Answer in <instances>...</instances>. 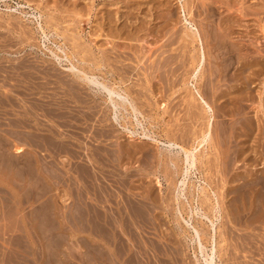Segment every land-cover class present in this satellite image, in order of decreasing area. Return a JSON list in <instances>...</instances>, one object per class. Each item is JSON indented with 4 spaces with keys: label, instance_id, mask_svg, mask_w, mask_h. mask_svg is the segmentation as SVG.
Instances as JSON below:
<instances>
[{
    "label": "rangeland",
    "instance_id": "obj_1",
    "mask_svg": "<svg viewBox=\"0 0 264 264\" xmlns=\"http://www.w3.org/2000/svg\"><path fill=\"white\" fill-rule=\"evenodd\" d=\"M93 1L94 3L90 4L91 0H85V1L80 0L78 4L77 0H0V137L2 141H6L11 144V148H12L11 152L16 156L19 166L22 165L23 163H25L26 165L27 171H26L25 178L27 182H26L25 191L27 193L29 189H32V193H33L32 197H30L28 193L27 195L29 197H23V200L28 202L26 203V205L28 207L30 206V209L31 208L35 209L36 206H39L41 204L43 205L45 201H47L48 205L50 204L52 206L51 208H49V209H52L50 211V214H51L50 217L52 218L50 223L51 222L56 223L55 228H57V235H58V238L61 240V245L59 247H50V251L56 250L57 248H59L58 249L59 253L57 252L58 253L57 259L60 261L59 264H93L94 263L93 262L94 256H93V251H92L93 249H92V245L90 246V244L91 243L93 245L97 244L95 242H97L96 239L98 237L94 235L95 234L94 232L96 231L93 232V227L92 228L90 227L93 224L90 223L89 221H88L89 223H85V221L87 220L86 219L87 217L88 218L90 217V214H91V217H90L91 219L93 217H97L96 215H99V213L96 211L97 210L96 208L98 209L100 208V210L103 212L106 211V209L111 210L112 223L115 225L131 222V221L134 222L133 220L137 219L135 220L136 221L135 223H137L138 225L133 224L135 225L134 227H132L133 225L131 226V228L130 226H128L129 227L128 229L127 227L122 225L124 229L126 228L125 233L127 235L125 233L123 234L124 229L121 228L122 226L118 225L122 229L121 230L119 229L118 226L116 227L115 225H113V227L115 226L114 228H117L116 232H118V234L122 233V235L121 234L120 235L122 236V239H123L122 240V243H124L123 245L119 243L120 245L117 246L118 242L116 240L114 243H117V244H114L115 245L114 247V245L111 246L110 244L109 245L106 244L104 240L99 241L97 239L99 243L97 245L99 246L100 244L105 245V248H104V245L100 248L102 249L104 253H106L109 256V258L111 259L110 261H112V264H113L112 259H114V261L116 260L114 264H118V263L127 264L126 262L121 263V261H123L122 257L123 259L127 260V258H125L124 256H127L128 253L126 249L127 248L129 249L130 247L132 250L131 249L130 251L128 250L129 251L128 256L135 255L134 258L137 259L135 261L138 264L139 263L140 264H151V262L152 264H163V263L164 264H196V263L203 264L205 255H207L208 253H211L210 251L212 248L211 246H213L212 242L210 241L206 243L204 241V244H205L204 252L206 253L204 254L200 253L195 243L192 244V242L190 241L191 237L188 234H190L191 232L187 234L188 231L186 232L184 228H188V226L186 227V222H185L187 221L190 224V228H191V225H195L199 230L202 229V226L200 225L198 221L199 216L197 217V215H194L193 217L190 214V212L187 213L186 211L187 210L191 211L195 207L199 208L200 204L197 203L196 201L198 197L197 195L199 194L197 191L201 189V187H204V186L209 187L210 185L209 187L210 189L208 188L209 192L211 191V189L214 188L212 191L216 190V194L220 198L219 199L220 201L219 202L220 203L219 219L221 220H219L216 223L218 231L215 236L216 237L215 238L216 239V253H217L215 254L216 255L215 264H239V263L240 264H264V200H263V196H264V36H263L264 35V19H262L264 18V2H263L264 0H261V1L260 0H204L205 2L202 0L201 1L199 0V2L198 0H188V1L186 0L187 2L186 4L187 17L186 18H188L190 22L191 21L193 22V23L191 22L192 25L194 24L193 28L196 27V25L197 27H199L198 30H199V33L201 34V37L206 36L204 39L207 43L203 41L204 39L202 37V41L203 43H205L204 45L203 44L201 45L198 43L197 44L192 43L191 40L187 41L186 39H191L189 36H185L187 38L183 39L184 37L182 36L184 35V32L189 33L190 31H188V28L190 30V27L192 26L185 24V20H184L185 16L182 11L181 0H152V1L149 0V2L150 1L152 2V4L151 2L149 3L150 5H148V0L147 1L144 0L145 2L141 0H130V1L121 0V1H125V2H122L123 4L119 3L120 0L119 1L115 0L116 2L112 0H107L108 2L106 0L105 1L104 0H93ZM197 3L198 4L202 3L203 7H201V5H198L199 6L198 7ZM122 5L124 6V8L121 10L120 8L123 7ZM141 5L143 7H141ZM144 5L147 6L148 10L146 9ZM115 8L119 11H115ZM134 9L137 10V12ZM106 10L109 11V14H111L112 16L109 15ZM112 11L114 13H112ZM131 11L132 13L130 15ZM133 11H134V14H133ZM189 11H190V14H189ZM118 12L119 13L121 12V13L118 14ZM126 12H129L127 13L128 17L127 15L122 14ZM99 16H101V18ZM120 16L121 17L123 16V18L120 20L121 22L118 21V19H120L119 18ZM112 17H116V18L118 17V19L115 20L116 18L115 19L113 18L112 20ZM95 18H100V19H98L97 21V19ZM124 18L125 19L128 18L132 21L128 22L126 20L125 22L126 23L128 22L126 25L125 22H122L123 20H125ZM99 20L103 22L99 24L98 23ZM134 20H135V23H134ZM110 21L112 22L117 21V24L115 23L117 27L115 25L113 26V23H112L113 27L109 26L111 24ZM131 22L136 25L138 24L137 26L135 25L137 28L134 27V25H132ZM96 23H98L97 24L98 27L96 26ZM119 23H122V24H119ZM129 23L134 28L131 27ZM99 25L101 26L99 27ZM123 25H126V26H123ZM143 25H144V28H143ZM38 26L40 27L42 26L41 27L42 29H40V27ZM122 26L124 27V29H128L130 27L129 29L131 31L129 29L127 31H129L131 34L130 35L128 32L129 36H131L130 37L131 40H128L127 31L123 30ZM106 27L108 29H106ZM111 27L114 29H112ZM109 29L113 30L115 34L112 33V31L110 32ZM230 29L232 30L233 35H231V37L229 38L228 35L232 34ZM119 30H122L121 32L123 34L120 32L122 35L116 33ZM143 30L146 31L148 34L144 32ZM103 31L105 33H103ZM201 31L204 33H202ZM133 32H139V33H134V37H133L132 36ZM229 32L231 33L229 34ZM110 33H112L113 36ZM157 33H158V36H157ZM162 33L166 35L163 36ZM72 34H74L76 37L78 36V38L75 37L77 40L73 39L74 36H72ZM124 34L127 37L123 36ZM99 35L100 36L103 35V36L100 37ZM167 35L168 36L170 35V36L168 37ZM122 36L126 39L122 38ZM165 36H167L168 38H166ZM171 36L172 38L170 41ZM111 37H113L114 39ZM118 37H121V38H118ZM212 38L213 39L215 38L216 40L215 39L213 40ZM217 38L219 40H217ZM132 39H134L135 41ZM165 39L168 41L169 44L166 43L167 41H165ZM75 41L77 43V47L79 46L78 48L76 47V45L75 47H73L74 46L73 43H75ZM112 41H113V44L111 43ZM115 42H117V44ZM118 42L119 43L124 42V43H121L120 45ZM187 42L188 43L190 42L189 45H187L188 44ZM232 43L238 44L237 46L240 47V49L236 46V44L231 45ZM122 45H124L125 47L123 49L122 48L120 49V46L123 47ZM184 45H186L188 49L185 48ZM132 46H134L133 47L134 49L132 48ZM202 46H205L203 47L205 48L204 49L205 57L207 55L206 59L204 60L202 73H201L204 76L201 75L200 78L203 77L202 79L199 78L198 81L193 80L192 83L196 85V89L199 88L198 90L199 91L201 90L200 92L203 94V96L205 97V100L209 103V105L210 106L212 105L211 106L212 108L214 107L213 108V119H214L213 121L214 122L212 125L213 127L211 129L212 131L211 133L212 141L211 142L212 143L209 142L208 144L209 147L204 146L200 148V146H198V149H200L198 153L200 155L197 154L198 162L196 163V167L193 170H191L189 174L190 176L187 175L185 177L186 179L185 190L186 191L190 190L191 192L194 190V193H195L194 195L195 197H193L194 200L192 199V196L189 194L190 192L188 193L186 192L187 193L186 195L180 196L179 202H177L178 203L177 204L176 202H174L172 198H174L173 196L175 195V193L180 192V190L178 191L177 190L178 187L175 188L173 186H175L174 183L176 184V181L179 182L181 178L183 179V176H180V177L176 176V179H174L176 181L171 182L173 178L172 180H169V178L173 177L172 173L174 171V166L171 163L164 160V158L166 157V156H162V155H166L164 146L158 145L157 143L153 141L151 142V140L149 139H140V136H142V134L146 132L149 135L152 134L151 136L157 138L158 140L162 142H166L167 140H169L170 137H171L170 139L173 138V134L174 136L177 135L176 137H180V134L182 132L181 130H183V128L185 127L186 129L184 128V130H187V131H190L192 129L191 132H188V133H191L194 135L193 136L191 135L190 137L192 138L191 139L189 138V140H187L186 142L187 146H185L186 143L183 142L185 145L182 143V140L181 141L179 140V142L182 143V145H184L185 147H191V146L195 147V145L198 144L197 140L194 141L193 139L195 135H197V133L199 134L201 128L203 129L205 128V125H206L205 118L206 117L204 116L203 112L201 113L202 109L199 112L198 108L193 104L192 98L190 99V96H189L191 94V93L189 94V92H192V91H188V90L191 86V81H190L191 79L189 78L190 74L193 71V69L198 65L196 64L198 62L197 60L198 54L196 53H198L197 52L198 49H200V47ZM195 48L197 49V51ZM115 49L116 51L120 49L119 50L120 52L117 51L120 54L127 52L128 55L127 53H125L124 56L126 55V57L123 56V58H119L117 57V55L120 57H122V55H119L117 53L114 54L116 52ZM163 49L164 51H162ZM185 49L188 51H185ZM192 49H194V51ZM90 50H92L91 54L90 52H88ZM133 50L136 51V53H138L137 55L138 58L135 57V53H133L134 52ZM64 51L66 55H64ZM103 51H106V52H103ZM109 51H111L112 53H110ZM166 51H168L170 55L172 56L169 59L171 61L167 62V59L165 60L166 56L169 55V53ZM107 53L109 54L106 55ZM110 54L112 55L111 56V61L113 60L112 64H110L111 61L108 58L110 57ZM133 54L135 58L133 57ZM182 54L183 56L185 55V59L182 56V59H184L185 61L182 60L180 57ZM191 54H193V56ZM67 55H68V59L65 57ZM104 55H105V58H104ZM187 55L189 56L186 58ZM190 55L192 57L191 59H190ZM101 56L103 59H101ZM114 56H116L117 58ZM85 57L86 58L89 57V58L86 59ZM92 57H94L95 61L92 59ZM95 57L96 59L98 58V60H96ZM139 57H140V60H138ZM193 57H195V61ZM82 58L85 60V62L82 60ZM106 58L107 60H109L108 65H107L108 61L105 60ZM112 58H115L116 60ZM126 58H128L129 60H126ZM188 58L190 60L193 59L192 60L193 62H191V64ZM90 59L93 60V62L90 61ZM178 59L179 60L181 59L182 61L180 60V62L182 63L184 61L183 65H181L182 63H180ZM104 60L105 62L107 61L105 64H104ZM118 61H120L121 63H119ZM172 61L173 62L177 61V62L173 63ZM89 62L91 64H89ZM97 62L100 65H102L101 69H97L96 67ZM115 62L117 65L115 64ZM70 64L71 66L74 65L78 69L80 66L82 68L80 69L82 71L87 72L89 75L94 74V76H97V74L99 73L100 75L98 74L97 76L98 79H99V76L100 78L103 77L102 79H100L101 82L103 81L105 82V84H107L108 86H112V87L115 84L114 87H116L118 91L122 87L120 90V93H122L121 91H123L122 94H125V93L126 95L129 94L130 95V96L128 95L129 99L133 97L135 101L133 100V98L130 100L134 101L133 102L134 104L137 99V102L135 105L138 106L139 104L138 111H140L141 109L140 114L138 115L139 116L138 121L140 122L136 123L137 120L135 119V117L133 118V116L129 115V113L126 112V114L128 115L127 116L124 113L125 111L123 110H121L123 112L119 111L120 113H118V116L120 115L122 117L123 115L124 118L123 117L122 118L125 120H123L120 116L118 117V120H115L113 118L114 111H113L112 105L106 101L104 92L102 93L100 91H96L95 89H90L88 86H85L87 84L84 82H81L82 79L78 78V76H76L75 73L69 69L71 68ZM84 64L86 65V67L88 65V69L85 67L88 71L85 68H83V66H85ZM121 64L123 65L124 68L121 67L122 66ZM163 64L165 67H162ZM89 65L91 66V68ZM186 66H190V67H186ZM129 67L131 68L129 69ZM175 67L178 69V71ZM95 69L98 72H96ZM90 70L93 72L91 73ZM124 70L128 73H126ZM100 71L103 73H100ZM115 71L117 72L115 73ZM120 74L121 75L123 74V76H121ZM126 77L129 78V81L127 80L128 78ZM120 78L121 80H119ZM188 80H189V86L187 85ZM75 81L76 83L72 85V83ZM120 81H122L121 82L122 84H120ZM62 83H64L65 85ZM126 86L128 90L126 89ZM80 88L82 89L81 91H80ZM44 89H47V90H44ZM124 89H126L125 91H130V92L127 93L124 91ZM190 90H193L192 87L190 88ZM78 91L80 93H78ZM75 93H76V96H75ZM80 95H81V99H80ZM87 95L88 97L89 96L91 97L88 98ZM84 97H87L88 103L90 102L89 104L86 102L87 100ZM233 97H235V101ZM79 100H81L82 102ZM188 100L190 102L192 101V103L190 104ZM104 102H106L107 106L109 107H107ZM186 106L188 107V109H186L187 108ZM100 109L102 111H100ZM77 110L80 112H78ZM193 113L195 115H192ZM86 115H88L90 119ZM197 115L198 117L199 115L202 117L198 118ZM197 119H199L202 122H199V120ZM64 120L67 122H65ZM129 120L131 121V123H129L130 122ZM102 127H106V129ZM112 127L114 128L112 129ZM128 129L129 131H127ZM144 129H146V131ZM174 130L177 131L176 132L177 134L175 133ZM39 132H40V135H39ZM131 132L132 134H130ZM168 136L169 138H167ZM213 139L215 140V142ZM217 144L219 147L217 146ZM43 145L44 146L46 145V146L44 147ZM207 147L208 149H205ZM20 149L22 151H20ZM201 150L204 152V153L202 152L203 155H201L202 154ZM59 151L61 154L59 153ZM218 153H220L221 155ZM199 156L200 158H202L201 159L202 161L199 160ZM216 156H219V157L216 158ZM159 157L161 159H159ZM210 158L211 160H209ZM59 160H61L62 162ZM104 160L106 161V163L104 162ZM108 160L109 162H107ZM162 160L165 163L164 165H163ZM214 161L215 162L217 161V163H215ZM110 162H113L112 165H114V163H116L115 165H118V166L121 163V165L119 167L115 166L114 169H111L114 166L113 167L112 165L109 166L108 164H111ZM212 162H214L215 164ZM80 165H83V167ZM214 165L216 167H213ZM45 166H48V168L51 167L50 169H47L48 174H47V170ZM102 166H106V167H102ZM107 166L109 167L107 168ZM164 166H167V167L165 168ZM29 167L33 168V173L29 170L30 169ZM42 167L45 170V172H43L44 170L42 169ZM77 167L78 168L80 167V168L78 169ZM127 168L128 170H126ZM53 169H55V171L58 170L57 173L59 175L61 174L63 178L62 182L64 180L63 185H62L61 180H59V177L56 179V177L54 176L55 172ZM63 169H64V172H63ZM35 170L37 171L38 174L35 172ZM97 170H98V173L95 172ZM52 173L54 175H52ZM75 173L77 176L75 175ZM63 175H65V177H63ZM86 175H88L89 179L86 178L87 177ZM115 175L117 176V178L115 177ZM7 176L8 175H3V174L0 175L1 178L3 177L6 178ZM50 176L52 177L50 178ZM76 177L79 178L80 180L77 179ZM108 177H111V178H108ZM10 179H11L10 182L12 184L16 182L13 174L10 175ZM10 182L8 183L4 182L3 187L6 185V188L8 186L12 188V186L10 185ZM91 182L93 183L91 184ZM251 182H254V183H251ZM256 182L260 183L259 184L260 186L258 184H256L255 186ZM172 183H173V186L171 185ZM247 183H250V184H247ZM30 184H32V187L30 186ZM81 184H83L82 185L83 188L81 187ZM64 185L66 188L64 187ZM251 186L253 187L251 188ZM171 190H174V191H171ZM64 192H66L67 194ZM83 194L84 195L86 194V195L84 196ZM62 195L64 199L61 198ZM70 195L72 197H70ZM107 198L109 199L107 200ZM14 199L16 200V197H14ZM14 199L11 201H15ZM168 199H171V200H168ZM126 200H128L129 202H127ZM189 200L191 202H188ZM133 201L135 202L137 201L136 202L137 204L135 202L133 203ZM170 201L171 203L173 202L174 203L171 204ZM126 202L128 203V207H127ZM186 202L190 204V208ZM235 202L237 204V207H235L236 206ZM255 202L256 203L258 202V203L256 204ZM131 203H132V206L133 204L135 205V207L133 206L134 209L130 205ZM182 203L187 205V206L185 205L186 207L183 206L186 211L183 210L182 212L180 211L178 212V210H182L181 209L183 205ZM259 203L260 204L262 203L263 205L261 206ZM74 204L77 209L79 208L78 210H76L75 207L73 209L71 208L72 206H74ZM142 204H145V206ZM139 205H141L144 208L142 207L140 208ZM177 205L180 207L179 209L177 208L178 207ZM251 205H253L252 208H251ZM256 205H258V207ZM146 206L147 208H149L150 206V208L147 209L145 208ZM130 207L132 210L130 209ZM152 207L155 208V211ZM232 207L234 210H232ZM113 208H115L116 210ZM121 208H123L122 211H124L123 212L125 213L124 215L121 214V212H119L121 211ZM237 208H240L239 209L240 211ZM80 209H82L84 213L87 212V214L81 215V211H79ZM151 209L152 211H150ZM175 209H178V210L176 211ZM27 210L29 211V209ZM144 210H147V212ZM236 210L238 211V213ZM60 211H63V212H60ZM65 211L66 212L68 211L69 214H67L68 212L66 213ZM94 211L96 214L94 213ZM128 211L132 213L131 215L133 217L128 214ZM83 212L82 214H84ZM112 212L114 215L112 214ZM117 212L119 213V215H116L118 214ZM133 212L135 214H137L138 212V214L136 215L137 218H134L135 214ZM139 212H140V215H139ZM144 212H145L144 216L145 217L148 216L146 218L147 219L146 222H145L146 219L142 218L144 217L143 216ZM149 212L151 213L153 212L154 214H150ZM240 213L241 215L240 217H238ZM71 214L73 217L71 216ZM74 214H77V216ZM126 214H128L127 217H126ZM138 215L141 218L138 217ZM178 216L179 218H181L180 220ZM235 216H237L239 219L235 218ZM244 216H247V217H245L243 220ZM36 218L39 219V215L34 214V213L29 214V213H7L6 212V213L0 214V264H42L41 263L42 261L39 262L37 259L39 257L38 252L40 250V244H39L40 230H39V224H38L39 221L36 220ZM157 218H158V221L156 220ZM84 219L86 220L83 221ZM148 219L150 221L154 219L152 220V222L156 220L154 222L155 225L154 223L150 222L154 226L151 225ZM78 221H81L83 225L80 222H79L80 224L77 223ZM202 221L204 223L203 225L204 229H208V227L211 228V223L208 220L204 219ZM68 222L69 223L72 222V223L68 225L69 224ZM159 222L161 224H159ZM144 223L146 224L148 223L149 226L145 225ZM246 223L247 224L249 223V225H246ZM156 225L158 226L160 225L159 226L160 228ZM20 227H25L27 231L26 233L28 234L26 237L29 241L30 246L28 245V246H23V247H18V246L16 247L14 245L7 243V242L14 241L17 236H20L23 234L22 228ZM155 227L157 228L155 229ZM135 228L138 229V232ZM30 229H32V235L29 234ZM134 230L137 232L136 236H135ZM128 231L129 232L132 231L130 232V235L128 234L129 233ZM228 233H230V235ZM133 237H135V239H133ZM131 238L134 240V242L133 240L131 241ZM82 241L84 243L86 242V244L82 243ZM121 246L123 248V253L125 255L123 254L121 259H118L119 260L118 261L117 258L119 256L118 255L119 253L117 249ZM133 251L134 253L132 254ZM167 252L169 253L166 255ZM116 253L117 255H115ZM220 253H221V256H220ZM19 255H21V259H18ZM144 256L147 257V259L144 258ZM105 258L107 257L105 256ZM105 258H102L100 260L101 261L100 264L109 263V261L107 260L108 258L106 259L108 263L105 261ZM152 258H153V261H152ZM102 261H105L106 263L105 262L103 263ZM48 264H58V263L56 261H51L49 259Z\"/></svg>",
    "mask_w": 264,
    "mask_h": 264
},
{
    "label": "bare ground",
    "instance_id": "obj_2",
    "mask_svg": "<svg viewBox=\"0 0 264 264\" xmlns=\"http://www.w3.org/2000/svg\"><path fill=\"white\" fill-rule=\"evenodd\" d=\"M83 1H85V0H83ZM105 1V0H104ZM107 1V0H106ZM112 1H114V2H116L115 0H112ZM119 1V0H118ZM121 1V0H120ZM119 1V3L121 4L122 2H125V1H121L120 2ZM128 1V0H127ZM130 1V0H129ZM141 1H144V0H141ZM147 1V0H146ZM152 1V0H151ZM150 1V2H151ZM188 1V0H187ZM201 1V0H200ZM202 1H204V0H202ZM261 1V0H260ZM77 2H78V4H79V2H80V0L78 1L77 0ZM108 2V1H107ZM111 2V1H110ZM140 2V1H139ZM145 2V1H144ZM149 0H148V5H150L149 3ZM181 4H182V11H183V13H184V20H185V24L186 25H191L192 27H190V30H189V28H188V31H190L189 33L188 32H184V35L182 36V37H184L183 39H186L187 37H185V36H189L191 39H186L187 41L189 40H191V42L192 43H198V44H205V43H203V41H205V37H203V41H202V37H201V34L199 33V27H197V25H196V27H194L193 28V25H192V23L188 20V18H186L187 17V7H186V4H187V2H186V0H181ZM194 2V1H193ZM198 2H199V0H198ZM205 2V1H204ZM216 2V1H215ZM264 2V1H263ZM94 3V1L93 0H91V3L90 4H93ZM129 3V2H128ZM133 3V2H132ZM157 3V2H156ZM195 3V2H194ZM203 3V2H202ZM198 4L197 3V6L198 5H201V7H203L202 5L204 4ZM260 3V2H259ZM89 4V3H88ZM87 4V5H88ZM118 4V3H117ZM123 4V3H122ZM151 4H152V2H151ZM189 4V3H188ZM208 4V3H207ZM257 4V3H256ZM111 5H113V4H111ZM140 5V4H139ZM147 5V4H146ZM146 5H144L145 7H146V9H147V6ZM162 5V4H161ZM206 5V4H205ZM113 6H115V5H113ZM123 6V5H122ZM136 6V5H135ZM166 6V5H165ZM213 6V5H212ZM86 7V6H85ZM126 7V6H125ZM141 7H143L142 5H141ZM151 7V6H150ZM199 7V6H198ZM74 8H75V6H74ZM116 8H118V7H116ZM115 8V11H119V10H117ZM120 8V7H119ZM124 8V6L122 7V8H120L121 10ZM137 8H139V7H137ZM209 8V7H208ZM237 8V7H236ZM246 8V7H245ZM260 8V7H259ZM92 9H93V7H92ZM113 9V8H112ZM152 9V8H151ZM156 9V8H155ZM201 9V8H200ZM250 9V8H249ZM261 9V8H260ZM105 10V9H104ZM120 10V11H121ZM135 10V9H134ZM148 10V9H147ZM166 10V9H165ZM107 11V10H106ZM127 11V10H126ZM136 12H137V10H135ZM203 11V10H202ZM88 12V11H87ZM125 12V11H124ZM98 13H99V11H98ZM107 13L109 14V11H107ZM112 13H114L113 11H112ZM121 13V12H120ZM119 12H118V14H120ZM127 13H129V12H126V13H122V14H125V15H127V17H128V14ZM131 13H132V11L130 12V15H131ZM204 13V12H203ZM103 14V13H102ZM107 14V15H108ZM133 14H134V11H133ZM189 14H190V11H189ZM213 14V13H212ZM105 15V14H104ZM109 15H111V14H109ZM115 15V14H114ZM137 15V14H136ZM80 16V15H79ZM112 16V15H111ZM118 16V15H117ZM100 18H101V16H99ZM109 17V16H108ZM133 17V16H132ZM166 17V16H165ZM212 17V16H211ZM100 18H95V19H97V21H98V19H100ZM107 18V17H106ZM110 18V17H109ZM113 18L115 19L116 17H112V20H113ZM120 19H118V17L115 19V20H117L118 19V21H120L122 18H123V16L121 17H119ZM135 18H137V17H135ZM134 18V19H135ZM172 18V17H171ZM104 19V18H103ZM111 19V18H110ZM109 19V20H110ZM125 19V18H124ZM130 19H131V17H130ZM130 19H128V18H126L125 20H123L122 22H125L126 20L129 22V21H132V20H130ZM192 19V18H191ZM205 19V18H204ZM262 19H264V18H262ZM106 20V19H105ZM104 20V21H105ZM114 20V21H115ZM138 20V19H137ZM239 20V19H238ZM96 21V22H97ZM152 21V20H151ZM77 22V21H76ZM103 22V21H102ZM101 22V20H99V24L100 23H102ZM121 22V21H120ZM127 22V23H128ZM138 22V21H137ZM155 22V21H154ZM216 22V21H215ZM49 23V22H48ZM98 23H96V26H97V24ZM104 23H106V22H104ZM110 25L109 26H112V23H113V26L115 25L116 26V24H117V21L116 22H112V21H110ZM116 23V24H115ZM126 23V22H125ZM124 23V24H125ZM127 23H126V25H127ZM132 23V22H131ZM134 23H135V20H134ZM134 23H132V25H134V27H136L137 25L136 24H134ZM206 23V22H205ZM212 23V22H211ZM51 24V23H50ZM119 24H122V23H119ZM147 24V23H146ZM181 24V23H180ZM204 24V23H203ZM213 24V23H212ZM107 25H108V23H107ZM126 25H123V26H126ZM129 25L131 26V24L129 23ZM136 25V26H135ZM148 25V24H147ZM101 25H99V27H100ZM105 26H106V24H105ZM109 26H108V28H109ZM112 26V27H113ZM119 26V25H118ZM122 26V27H123ZM38 27H40V26H38ZM42 27V26H41ZM40 27V29H42ZM98 27V26H97ZM111 27V28H112ZM117 27V26H116ZM115 27V28H116ZM121 27V26H120ZM131 27H133V26H131ZM133 27V28H134ZM186 27V26H185ZM103 28H105V27H103ZM107 27H106V29H108ZM127 28H128V26H127ZM130 28V27H129ZM128 28V29H129ZM137 28V27H136ZM143 28H144V25H143ZM168 28V27H167ZM200 28H202V27H200ZM233 28V27H232ZM112 29H114V28H112ZM118 29V28H117ZM128 29H124V27H123V30H128ZM74 30V29H73ZM78 30V29H77ZM103 30V29H102ZM110 30V29H109ZM130 30V29H129ZM135 30V29H134ZM177 30V29H176ZM186 30H187V28H186ZM203 30V29H202ZM231 30V29H230ZM263 30V29H262ZM112 31V33H114L115 34V32H113V30H110V32ZM115 31V30H114ZM117 31V30H116ZM122 30H119L118 32H116L117 34H121L122 32H121ZM131 31V30H130ZM132 31H133V29H132ZM136 31V30H135ZM139 31V30H138ZM144 31V30H143ZM173 31V30H172ZM95 32V31H94ZM121 32V33H120ZM125 32V31H124ZM128 32L129 31H127V35H128V37L124 34L123 36H125V37H127L128 38V40H131L130 39V37L131 36H129V34H130V32H129V34H128ZM144 32H146V31H144ZM168 32H169V30H168ZM174 32V31H173ZM202 32V31H201ZM216 32V31H215ZM226 32V31H225ZM231 32H232V30H231ZM231 32H229V34L231 33ZM59 33V32H58ZM103 33H105L104 31H103ZM112 33H110L112 36H113V34ZM132 33V32H131ZM134 33H139V32H133V34H132V36L134 37ZM142 33V32H141ZM147 33V32H146ZM155 33V32H154ZM202 33H204V32H202ZM238 33H240V32H238ZM108 34H109V32H108ZM123 34V33H122ZM121 34V35H122ZM148 34V33H147ZM163 34V33H162ZM170 34V33H169ZM186 34V35H185ZM217 34V33H216ZM225 34V33H224ZM131 35V34H130ZM138 35V34H137ZM136 35V36H137ZM143 35H144V33H143ZM156 35V34H155ZM164 35H166V34H163V36ZM227 35V34H226ZM231 35H233V32H232V34H230V35H228L229 36V38L231 37ZM72 36H74L73 37V39H75V40H77L76 38H78V36L76 37L74 34H72ZM100 36V35H99ZM98 36V37H99ZM103 36V35H102ZM102 36H100V37H102ZM109 36V35H108ZM115 36V35H114ZM116 36H118V35H116ZM122 36V38H124ZM135 36V37H136ZM151 36V35H150ZM157 36H158V33H157ZM162 36V37H163ZM168 36V35H167ZM167 36H165L166 38H168ZM213 36V35H212ZM264 36V35H263ZM76 37V38H75ZM164 37V38H165ZM181 37V38H182ZM188 37V38H189ZM209 37V36H208ZM215 37V36H214ZM218 37V36H217ZM31 38V37H30ZM44 38H46V37H44ZM80 38V37H79ZM111 38H113V37H111ZM118 38H121V37H118ZM117 38V39H118ZM171 38H172V36L170 37V41H171ZM219 38V37H218ZM217 38V40H219ZM242 38V37H241ZM82 39V38H81ZM114 39V38H113ZM124 39H126V38H124ZM176 39V38H175ZM213 39V38H212ZM215 39V38H214ZM213 39V40H214ZM226 39V38H225ZM80 40V39H79ZM121 40V39H120ZM123 40V39H122ZM132 40H134V39H132ZM169 40V39H168ZM208 40V39H207ZM216 40V39H215ZM230 40V39H229ZM135 41V40H134ZM165 41H167L166 39H165ZM132 42V41H131ZM178 42V41H177ZM183 42H185V41H183ZM206 42V41H205ZM214 42H216V41H214ZM225 42V41H224ZM227 42V41H226ZM75 43H76V41H75ZM75 43H73V47H75V45H76V47H77V43L75 44ZM112 44H113V41L111 42ZM116 44H117V42H115ZM114 43V44H115ZM119 43V42H118ZM121 43H124V42H120L119 44L121 45ZM166 43H168V41L166 42ZM165 43V44H166ZM188 43V42H187ZM190 43V42H189ZM189 43L187 44V45H189ZM207 43V42H206ZM210 43V42H209ZM221 43V42H220ZM223 43V42H222ZM164 44V43H163ZM169 44V43H168ZM219 44V43H218ZM227 44V43H226ZM233 44H236V43H232L231 45H233ZM125 45V44H124ZM124 45H122L123 47H121L120 46V49L122 48H124L125 46ZM138 45V44H137ZM207 45V44H206ZM225 45V44H224ZM238 44H236V46H237ZM258 45V44H257ZM98 46V45H97ZM115 46V45H114ZM113 46V47H114ZM128 46V45H127ZM126 46V47H127ZM169 46V45H168ZM185 46V48H187L188 49V47H186V45H184ZM195 46V45H194ZM197 46V45H196ZM212 46V45H211ZM227 46V45H226ZM79 47V46H78ZM77 47V48H78ZM116 47V46H115ZM114 47V48H115ZM134 46H132V48H133ZM192 47H193V45H192ZM203 47H205V46H202V47H200V49H198V51H197V47L195 48L196 49V51L198 52V53H196V54H198V62L196 63V64H198L194 69H193V71L191 72V74H190V81H191V86H190V88L192 87V89L193 90H190V88H189V90L188 91H192V92H189V96H190V99L192 98V101H193V104L198 108V110H199V112L201 111V109H202V111H201V113L203 112V114H204V116L206 117L205 118V128L203 129V128H201V130H200V132H199V134L197 133V135H195V137H194V141H196L197 140V143L198 144H196L195 145V147H193V146H191V147H185V146H187V140H189V138L191 139L192 137H190L191 135L193 136L194 134H191V133H188V132H191V130L190 131H187V130H184V128H183V130H181L182 132H181V134H180V137H176L177 135H175L174 136V134H173V138L172 139H170L169 138V136L167 137V138H169V140H167L166 142H162V141H160V140H158L157 138H155V137H153V136H151V135H149V134H147L146 132H144L143 134H142V136H140V139H149V140H151V142L153 141V142H155V143H157L158 145H163L164 146V150H165V153H166V155H162V156H166L165 158H164V160L165 161H167V162H169V163H171L173 166H174V171H173V173H172V176L173 177H170L169 178V180H172V178H173V180L171 181V182H175L176 180H174V179H176V176L178 177H180V176H183V179L181 178V180L178 182V181H176V184L174 183V185L175 186H173V183L171 184L173 187H175V188H177L178 187V191L180 190V192H177V193H175V195L173 196L174 198H172L173 200H174V202H179V198H180V196L182 195V196H184V195H186L188 192H190L189 194L192 196V199L194 200V198L193 197H195L194 195H195V193H194V190L191 192L190 190H188V191H186L185 190V187H186V179H185V177L187 176V175H189L190 174V172H191V170H193L195 167H196V163L198 162V160H197V154H199L198 152L200 151V149H198V146H200V148H202V147H204V146H208V144H209V142L210 143H212L211 141V133H212V131H211V129H212V125H213V108L209 105V103L205 100V97L203 96V94L198 90L199 88H197L196 89V85H194V83H192V81L193 80H196V81H198V79L201 77V75H203V74H201L202 73V68H203V63H204V60L206 59V57H207V55H206V57H205V53H204V49L205 48H203ZM213 47V46H212ZM222 47V46H221ZM225 47V46H224ZM223 47V48H224ZM238 47V46H237ZM114 48H112V49H114ZM118 48H119V46H118ZM218 48V47H217ZM230 48V47H229ZM236 48V47H235ZM239 49H240V47H238ZM62 49V48H61ZM120 49H118L117 51H119ZM134 49V48H133ZM168 49H170V48H168ZM237 49V48H236ZM242 49V48H241ZM111 50V49H110ZM136 50V49H135ZM165 50H167V49H165ZM182 50H183V48H182ZM193 51H194V49H192ZM219 50V49H218ZM87 51V50H86ZM91 51L92 50H90V51H88V52H90V54H91ZM107 51V50H106ZM106 51H103V52H106ZM115 51H116V49H115ZM115 52L114 54H119V55H122V57H120V56H118L117 55V57H119V58H123V56H124V54L125 53H127V52H125V51H123V52H125V53H123V52H121V53H123V54H120V53H118V52ZM134 51V50H133ZM132 51V52H133ZM162 51H164V49L162 50ZM185 51H188V50H186L185 49ZM191 51V50H190ZM213 51V50H212ZM84 52V51H83ZM102 52V53H103ZM110 53H112L111 51H109ZM120 52V51H119ZM152 52V51H151ZM166 52H168V51H166ZM181 52V51H180ZM55 53V52H54ZM130 53V52H129ZM133 53H135V57H137L138 58V53H136V51H134ZM163 53V52H162ZM165 53V52H164ZM169 53V52H168ZM167 53V54H168ZM187 53V52H186ZM227 53V52H226ZM225 53V54H226ZM232 53V52H231ZM234 53V52H233ZM81 54V53H80ZM89 54V55H90ZM109 53H107L106 55H108ZM146 54V53H145ZM161 54V53H160ZM181 54V53H180ZM183 54H185V53H183ZM183 54L180 56L181 57V59H182V56H183ZM188 54V53H187ZM194 54V53H193ZM193 54H191L192 56H193ZM64 55H66L65 54V51H64ZM102 55V54H101ZM127 55H128V53H127ZM164 55V54H163ZM162 55V56H163ZM191 55H190V59L192 58L191 57ZM222 55V54H221ZM232 55V54H231ZM239 55H240V53H239ZM248 55H250V54H248ZM83 56V55H82ZM86 56V55H85ZM88 56V55H87ZM95 56V55H94ZM111 54H110V57H108L109 59H110V61H111ZM131 56V55H130ZM189 55H187L186 56V58L188 57ZM194 56H196V55H194ZM61 57H62V55H61ZM61 57H60V59H61ZM67 59H68V55L67 56H65ZM74 57V56H73ZM90 57V56H89ZM88 57V58H89ZM114 57H116V56H114ZM116 57V58H117ZM124 57H126V55L124 56ZM133 57H134V54H133ZM134 57V58H135ZM149 57V56H148ZM151 57V56H150ZM172 56L170 55V53H169V55H167L166 56V58H165V60L167 59V62L168 61H171V60H169L170 58H171ZM174 57V56H173ZM184 57V59H185V55L183 56ZM228 57V56H227ZM235 57V56H234ZM80 58V57H79ZM86 58V57H85ZM88 58H86V59H88ZM104 58H105V55H104ZM130 58V57H129ZM132 58V57H131ZM142 58V57H141ZM175 58V57H174ZM173 58V59H174ZM179 58V57H178ZM197 58V57H196ZM231 58H232V56H231ZM261 58V57H260ZM92 59L94 60V57H92ZM95 59H96V57H95ZM101 59H103L102 58V56H101ZM112 59H115V58H112ZM148 59V58H147ZM180 59V60H181ZM184 59H182V60H184ZM189 59V58H188ZM189 59V60H190ZM193 59H194V61H195V57H193ZM192 59V60H193ZM240 59V58H239ZM70 60V59H69ZM82 60L85 62V60L82 58ZM81 60V61H82ZM93 60H91L90 59V61H92L93 62ZM96 60H98V58L96 59ZM105 60H107V58L105 59ZM105 60H104V64L107 62V65H108V63H109V60H107L106 62H105ZM116 60V59H115ZM121 60V59H120ZM125 60V59H124ZM126 60H129L128 58H126ZM125 60V61H126ZM136 60V59H135ZM138 60H140V57H139V59ZM164 60V61H165ZM176 60H177V58H176ZM180 60L178 59V61L180 62ZM181 60V61H182ZM187 60V59H186ZM192 60H190V64H191V62H193ZM260 60V59H259ZM71 61V60H70ZM88 61V60H87ZM95 61V60H94ZM113 61V60H112ZM112 61H111V63L110 64H112ZM141 61H142V59H141ZM161 61H162V59H161ZM185 61V60H184ZM184 61H183V63H184ZM218 61V60H217ZM224 61H226V60H224ZM64 62V61H63ZM72 62V61H71ZM119 63H121L120 61H118ZM124 62V61H123ZM135 62H137V61H135ZM140 62V61H139ZM173 62V61H172ZM175 62H177V61H174L173 63H175ZM187 62V61H186ZM228 62V61H227ZM239 62V61H238ZM246 62H248V61H246ZM60 63H62V62H60ZM81 63V62H80ZM88 63V62H87ZM95 63V62H94ZM114 63V62H113ZM165 63V62H164ZM180 63H182V62H180ZM183 63L181 64V65H183ZM189 63V62H188ZM195 63V62H194ZM71 64H73V63H71ZM71 64H70V66H71ZM83 64V63H82ZM89 64H91L90 62H89ZM102 64H103V62H102ZM115 64H116V62H115ZM126 64V63H125ZM154 64V63H153ZM158 64H160V63H158ZM186 64V63H185ZM185 64H184V66H185ZM242 64V63H241ZM246 64V63H245ZM85 65V64H84ZM117 65V64H116ZM115 65V66H116ZM122 65V64H121ZM166 65V64H165ZM188 65V64H187ZM193 65H195V64H193ZM69 66V67H70ZM90 66V65H89ZM101 66L102 65H100L98 62L96 63V67H97V69H101ZM127 66V65H126ZM130 66V65H129ZM158 66H160V65H158ZM157 66V67H158ZM167 66V65H166ZM169 66H171V65H169ZM168 66V67H169ZM191 66V65H190ZM190 66H186V67H190ZM86 67V65L85 66H83V68H85ZM104 67V66H103ZM111 67V66H110ZM118 67V66H117ZM117 67H116V69H117ZM122 68H124L123 67V65L121 66ZM141 67V66H140ZM162 67H165L164 66V64H163V66ZM186 67H185V69H186ZM206 67V66H205ZM260 67V66H259ZM81 67L79 66V69L78 68H76L74 65H72L71 66V68H69L70 70H72L74 73H75V75L76 76H78V78H80V79H82V81L81 82H84V83H86L87 85H85V86H88L90 89H95L96 91H100V92H104V95H105V97H106V101L108 102V103H110L111 105H112V108H113V111H114V116H113V118L115 119V120H118V117L120 116H118V113H120V112H123V111H125L124 113L126 114V112H128L129 113V115H131V116H133V118L135 117V119L137 120V122L136 121H134V122H136V123H138V122H140V121H138V115L140 114V111H141V109H140V111H138V106H139V104H138V106L137 105H135L136 104V102H137V99H136V102H135V104L133 103L135 100H134V98H133V100L134 101H131L130 99H132V98H128L130 95L129 94H127L126 95V93L125 94H122L123 93V91H121L122 93H120V90H121V88H120V90L118 91L117 90V88L116 87H114L115 86V84H114V86L112 87V86H108L107 84H105V82H101L100 81V79H102V78H100V76H99V79H98V74H97V76H94V74L93 75H89L87 72H85V71H82L81 69H80ZM87 69H88V65H87V67H86ZM85 68V69H86ZM90 68H91V66H90ZM93 68V67H92ZM95 68V67H94ZM105 68V67H104ZM113 68H114V66H113ZM112 68V69H113ZM120 68V67H119ZM121 68V69H122ZM131 67H129V69H130ZM156 68V67H155ZM161 68V67H160ZM159 68V69H160ZM176 68V67H175ZM216 68V67H215ZM86 69V70H87ZM121 69H119V70H121ZM177 69V68H176ZM191 69V70H192ZM258 69V68H257ZM96 70V69H95ZM108 70H109V68H108ZM114 70V69H113ZM132 70V69H131ZM136 70V69H135ZM245 70V69H244ZM88 71V70H87ZM91 71V70H90ZM125 71V70H124ZM129 71V70H128ZM159 71V70H158ZM177 71H178V69H177ZM204 71V70H203ZM215 71V70H214ZM93 71H91V73H92ZM95 72V71H94ZM96 72H98L97 70H96ZM107 72V71H106ZM117 71H115V73H116ZM126 72V71H125ZM172 72V71H171ZM100 73H103V72H101L100 71ZM112 73H113V71H112ZM126 73H128V72H126ZM130 73V72H129ZM180 73V72H179ZM96 74V73H95ZM151 74V73H150ZM164 74V73H163ZM100 75V74H99ZM102 75V74H101ZM106 75V74H105ZM111 75V74H110ZM116 75V74H115ZM118 75V74H117ZM121 75V74H120ZM153 75V74H152ZM172 75V74H171ZM179 75V74H178ZM189 75V74H188ZM75 76V77H76ZM112 76V75H111ZM121 76H123V74L121 75ZM120 76V77H121ZM139 76V75H138ZM184 76V75H183ZM204 76V75H203ZM113 77V76H112ZM115 77V76H114ZM119 77V76H118ZM224 77V76H223ZM77 78V79H78ZM106 78V77H105ZM126 78H128V77H126ZM152 78V77H151ZM203 78V77H202ZM202 78H200V79H202ZM148 79H149V77H148ZM211 79V78H210ZM209 79V80H210ZM250 79V78H249ZM253 79V78H252ZM105 80V79H104ZM115 80V79H114ZM119 80H121V78L119 79ZM123 80V79H122ZM128 81H129V78L127 79ZM189 80H188V84L187 83H185V84H187L188 86H189ZM107 81V80H106ZM181 81V80H180ZM66 82H68V81H66ZM80 82V83H81ZM108 82V81H107ZM106 82V83H107ZM122 81H120V84H122L121 83ZM243 82H244V80H243ZM24 83V82H23ZM74 83H76V81L75 82H73L72 83V85L74 84ZM78 83H79V81H78ZM78 83H77V85H78ZM168 83V82H167ZM176 83V82H175ZM50 84V83H49ZM62 84H64V83H62ZM70 84H71V82H70ZM69 84V85H70ZM119 84V85H120ZM124 84H125V82H124ZM177 84V83H176ZM246 84H248V83H246ZM65 85V84H64ZM63 85V86H64ZM68 85V86H69ZM81 85V84H80ZM84 85V84H83ZM134 85V84H133ZM145 85V84H144ZM175 85V84H174ZM183 85V84H182ZM198 85V84H197ZM200 85V84H199ZM45 86V85H44ZM66 86H67V84H66ZM85 86H83V87H85ZM137 86V85H136ZM141 86V85H140ZM139 86V87H140ZM247 86V85H246ZM46 87V86H45ZM45 87H43V88H45ZM74 87V86H73ZM83 87H82V89H83ZM117 87H119V86H117ZM143 87V86H142ZM185 87V86H184ZM58 88V87H57ZM71 88V87H70ZM132 88V87H131ZM149 88V87H148ZM165 88V87H164ZM213 88H215V87H213ZM217 88V87H216ZM30 89V88H29ZM28 89V90H29ZM33 89V88H32ZM36 89V88H35ZM37 89H39V88H37ZM50 89V88H49ZM74 89V88H73ZM72 89V90H73ZM76 89V88H75ZM81 88H80V91L82 90ZM126 89H127V86H126ZM126 89H124V91L126 90ZM147 89V88H146ZM154 89V88H153ZM204 89V88H203ZM41 90V89H40ZM44 90H47V89H44ZM66 90V89H65ZM128 90V89H127ZM130 90V89H129ZM141 90V89H140ZM181 90V89H180ZM205 90V89H204ZM215 90V89H214ZM36 91V90H35ZM38 91V90H37ZM85 91H86V89H85ZM148 91V90H147ZM169 91V90H168ZM177 91V90H176ZM241 91V90H240ZM92 92V91H91ZM94 92V91H93ZM125 92H130V91H125ZM137 92V91H136ZM180 92V91H179ZM229 92V91H228ZM263 92V91H262ZM47 93V92H46ZM78 93H80L79 91H78ZM88 93V92H87ZM90 93V92H89ZM96 93V92H95ZM94 93V94H95ZM188 93V92H187ZM245 93V92H244ZM261 93V92H260ZM54 94V93H53ZM57 94V93H56ZM82 94V93H81ZM139 94V93H138ZM180 94V93H179ZM129 95V96H128ZM159 95V94H158ZM54 96V95H53ZM75 96H76V93H75ZM75 96H73V97H75ZM100 96H101V94H100ZM147 96V95H146ZM170 96V95H169ZM228 96V95H227ZM87 97H88V95H87ZM87 97H84L86 100H87ZM89 97H91V96H89ZM88 97V98H89ZM144 97V96H143ZM158 97V96H157ZM162 97V96H161ZM240 97V96H239ZM250 97V96H249ZM56 98V97H55ZM77 98V97H76ZM78 98H79V96H78ZM77 98V99H78ZM83 98V97H82ZM225 98V97H224ZM234 98V101H235V97H233ZM50 99V98H49ZM80 99H81V95H80ZM105 99V98H104ZM148 99V98H147ZM182 99V98H181ZM184 99V98H183ZM188 99H189V97H188ZM230 99V98H229ZM60 100V99H59ZM67 100V99H66ZM82 100H84V99H82ZM90 100V99H89ZM143 100V99H142ZM174 100V99H173ZM226 100V99H225ZM254 100V99H253ZM256 100V99H255ZM79 101H81V100H79ZM91 101V100H90ZM150 101V100H149ZM189 101V100H188ZM192 101L190 102V104L192 103ZM82 102V101H81ZM85 102V101H84ZM87 103H88V100L86 101ZM263 102V101H262ZM90 103V102H89ZM88 103V104H89ZM95 103V102H94ZM98 103V102H97ZM105 103V105L107 106V104H106V102H104ZM199 103V104H198ZM218 103V102H217ZM228 103H229V101H228ZM254 103V102H253ZM51 104H52V102H51ZM66 104V103H65ZM68 104V103H67ZM79 104V103H78ZM109 104V105H110ZM171 104H172V102H171ZM239 104V103H238ZM43 105V104H42ZM49 105V104H48ZM154 105H155V103H154ZM185 105V104H184ZM60 106V105H59ZM68 106H70V105H68ZM97 106V105H96ZM100 106V105H99ZM105 106V107H106ZM167 106V105H166ZM181 106V105H180ZM187 106H188V104H187ZM186 106V107H187ZM192 106V105H191ZM54 107V106H53ZM104 107V106H103ZM107 107H109V106H107ZM143 107V106H142ZM169 107V106H168ZM202 107V108H201ZM67 108H69V107H67ZM82 108V107H81ZM84 108V107H83ZM92 108V107H91ZM140 108V107H139ZM148 108V107H147ZM64 109H66V108H64ZM72 109V108H71ZM93 109V108H92ZM101 109H102V107H101ZM100 109V111H102ZM107 109V108H106ZM144 109V108H143ZM142 109V110H143ZM149 109V108H148ZM154 109V108H153ZM163 109V108H162ZM186 109H188V107L186 108ZM191 109V108H190ZM192 109H194V108H192ZM97 110V109H96ZM108 110V109H107ZM112 110V109H111ZM121 110H123V111H121ZM60 111V110H59ZM78 111V110H77ZM120 111V112H119ZM57 112H58V110H57ZM69 112H70V110H69ZM68 112V113H69ZM78 112H80V111H78ZM93 112H95V111H93ZM92 112V113H93ZM98 112V111H97ZM111 112V111H110ZM143 112V111H142ZM189 112V111H188ZM187 112V113H188ZM52 113V112H51ZM62 113H63V111H62ZM61 113V114H62ZM109 113V112H108ZM218 113V112H217ZM87 114H88V112H87ZM102 114V113H101ZM110 114V113H109ZM123 114V113H122ZM121 114V115H122ZM125 114H124V116H125ZM84 115V114H83ZM92 115H94V114H92ZM108 115V114H107ZM127 115V114H126ZM190 115V114H189ZM192 115H195L194 113L192 114ZM191 115V116H192ZM202 115V114H201ZM235 115V114H234ZM52 116V115H51ZM60 116V115H59ZM62 116V115H61ZM87 117H89L88 115H86ZM96 116V115H95ZM102 116V115H101ZM101 116H100V118H101ZM128 116V115H127ZM141 116V115H140ZM144 116V115H143ZM203 116V117H204ZM215 116V115H214ZM236 116V115H235ZM98 117V116H97ZM107 117V116H106ZM110 117V116H109ZM121 117V116H120ZM122 117H123V115H122ZM121 117V118H122ZM197 117H198V115H197ZM199 117L201 118L202 116H200L199 115ZM198 117V118H199ZM56 118H58V117H56ZM99 118V119H100ZM124 118V117H123ZM122 118V119H123ZM129 118V117H128ZM142 118V117H141ZM144 118V117H143ZM182 118H183V116H182ZM187 118H188V116H187ZM191 118V117H190ZM89 119H90V117H89ZM88 119V120H89ZM92 119V118H91ZM107 119V118H106ZM120 119V118H119ZM130 119V118H129ZM152 119V118H151ZM186 119V118H185ZM195 119V118H194ZM203 119V118H202ZM77 120V119H76ZM87 120V119H86ZM103 120V119H102ZM109 120V119H108ZM123 120H125V119H123ZM131 120V119H130ZM129 120V121H130ZM141 120V119H140ZM197 120H199V119H197ZM18 121V120H17ZM65 121V120H64ZM79 121V120H78ZM77 121V122H78ZM93 121V120H92ZM195 121V120H194ZM65 122H67V121H65ZM80 122V121H79ZM84 122V121H83ZM95 122V121H94ZM98 122H100V121H98ZM114 122V121H113ZM116 122V121H115ZM123 122V121H122ZM133 122V121H132ZM187 122V121H186ZM199 122H202V121H200L199 120ZM204 122V121H203ZM127 123V122H126ZM129 123H131V121L129 122ZM176 123V122H175ZM180 123V122H179ZM184 123V122H183ZM250 123H251V121H250ZM33 124V123H32ZM40 124V123H39ZM42 124V123H41ZM88 124V123H87ZM128 124V123H127ZM154 124V123H153ZM199 124V123H198ZM202 124V123H201ZM110 125H112V124H110ZM136 125V124H135ZM179 125V124H178ZM184 125V124H183ZM243 125V124H242ZM36 126V125H35ZM34 126V127H35ZM49 126V125H48ZM53 126V125H52ZM91 126V125H90ZM108 126V125H107ZM124 126V125H123ZM123 126H122V128H123ZM141 126V125H140ZM176 126V125H175ZM201 126V125H200ZM202 126H204V125H202ZM50 127V126H49ZM61 127V126H60ZM243 127V126H242ZM259 127V126H258ZM48 128V127H47ZM102 128H105L106 129V127H102ZM114 127H112V129H113ZM125 128V127H124ZM135 128V127H134ZM178 128V127H177ZM181 128H182V126H181ZM198 128V127H197ZM233 128V127H232ZM38 129V128H37ZM67 129V128H66ZM100 129V128H99ZM126 129H127V127H126ZM143 129V128H142ZM186 129V128H185ZM188 129V128H187ZM78 130V129H77ZM145 131H146V129H144ZM197 130V129H196ZM49 131V130H48ZM89 131V130H88ZM98 131V130H97ZM114 131H116V130H114ZM113 131V132H114ZM127 131H129V129L127 130ZM175 131V130H174ZM199 131V130H198ZM216 131V130H215ZM246 131V130H245ZM247 131H249V130H247ZM45 132H47V131H45ZM59 132V131H58ZM136 132V131H135ZM177 131H175V133H176ZM194 132V131H193ZM192 132V133H193ZM54 133H56V132H54ZM93 133V132H92ZM115 133V132H114ZM142 133V132H141ZM251 133V132H250ZM44 134V133H43ZM61 134V133H60ZM73 134V133H72ZM97 134V133H96ZM130 134H132V132L130 133ZM177 134V133H176ZM255 134V133H254ZM35 135V134H34ZM39 135H40V132H39ZM46 135H47V133H46ZM49 135H50V133H49ZM57 135V134H56ZM59 135V134H58ZM113 135V134H112ZM29 136V135H28ZM232 136V135H231ZM32 137V136H31ZM41 137H42V135H41ZM112 137V136H111ZM116 137V136H115ZM136 137V136H135ZM214 137V136H213ZM24 138V137H23ZM30 138V137H29ZM44 138V137H43ZM42 138V139H43ZM114 138V137H113ZM37 139V138H36ZM86 139V138H85ZM98 139V138H97ZM65 140V139H64ZM77 140V139H76ZM78 140H80V139H78ZM109 140V139H108ZM179 140L181 141L182 140V143L184 142V143H186V145L184 146V145H182V143H180L179 142ZM192 140V141H193ZM214 140V139H213ZM1 141V140H0ZM32 141H33V139H32ZM36 141V140H35ZM45 141H47V140H45ZM58 141H60V140H58ZM191 141V140H190ZM3 142V141H2ZM18 142V141H17ZM21 142V141H20ZM30 142V141H29ZM44 142V141H43ZM49 142H51V141H49ZM82 142V141H81ZM214 142H215V140H214ZM1 143V142H0ZM4 143V142H3ZM3 143H1V144H3ZM41 143V142H40ZM47 143V142H46ZM70 143V142H69ZM13 144V143H12ZM23 144V143H22ZM55 144V143H54ZM57 144V143H56ZM88 144V143H87ZM111 144V143H110ZM194 144V143H193ZM68 145V144H67ZM108 145V144H107ZM120 145H121V143H120ZM32 146V145H31ZM44 146V145H43ZM46 146V145H45ZM44 146V147H45ZM59 146H61V145H59ZM73 146V145H72ZM71 146V147H72ZM80 146V145H79ZM82 146V145H81ZM104 146V145H103ZM146 146V145H145ZM217 146H218V144H217ZM41 147V146H40ZM55 147V146H54ZM63 147H64V145H63ZM69 147V146H68ZM76 147V146H75ZM95 147V146H94ZM111 147V146H110ZM209 147V146H208ZM208 147L207 148H205V149H208ZM219 147V146H218ZM243 147V146H242ZM84 148V147H83ZM91 148V147H90ZM112 148V147H111ZM111 148H109V149H111ZM143 148V147H142ZM215 148H216V146H215ZM233 148V147H232ZM59 149V148H58ZM61 149V148H60ZM77 149V148H76ZM85 149V148H84ZM116 149V148H115ZM117 149H118V147H117ZM119 149H121V148H119ZM144 149V148H143ZM150 149V148H149ZM235 149V148H234ZM46 150V149H45ZM65 150H67V149H65ZM102 150V149H101ZM217 150V149H216ZM19 151V150H18ZM20 151H22L21 149H20ZM19 151V152H20ZM50 151V150H49ZM56 151V150H55ZM99 151V150H98ZM111 151V150H110ZM130 151V150H129ZM161 151V150H160ZM58 152V151H57ZM73 152V151H72ZM104 152V151H103ZM114 152V151H113ZM121 152V151H120ZM150 152V151H149ZM203 151L201 150V153H202ZM211 152V151H210ZM215 152V151H214ZM221 152V151H220ZM59 153H60V151H59ZM118 153V152H117ZM123 153V152H122ZM165 153H163V154H165ZM204 153V152H203ZM203 153L201 154V155H203ZM208 153V152H207ZM217 153V152H216ZM61 154V153H60ZM86 154V153H85ZM88 154V153H87ZM111 154H113V153H111ZM158 154V153H157ZM210 154V153H209ZM218 154H220V153H218ZM245 154V153H244ZM56 155V154H55ZM93 155V154H92ZM100 155H101V153H100ZM104 155V154H103ZM116 155V154H115ZM120 155V154H119ZM118 155V156H119ZM123 155V154H122ZM125 155V154H124ZM200 155V154H199ZM213 155V154H212ZM215 155V154H214ZM217 155V154H216ZM221 155V154H220ZM54 156V155H53ZM68 156V155H67ZM66 156V157H67ZM81 156V155H80ZM113 156V155H112ZM117 156V155H116ZM121 156V155H120ZM127 156V155H126ZM128 156H129V154H128ZM160 156V155H159ZM236 156V155H235ZM62 157V156H61ZM89 157V156H88ZM87 157V158H88ZM134 157V156H133ZM219 156H216V158H218ZM222 157V156H221ZM226 157V156H225ZM256 157V156H255ZM58 158H59V156H58ZM79 158V157H78ZM104 158V157H103ZM119 158V157H118ZM127 158V157H126ZM129 158V157H128ZM64 159H66V158H64ZM71 159V158H70ZM92 159V158H91ZM108 159V158H107ZM110 159V158H109ZM159 159H161L160 157H159ZM202 158H200V156H199V160H201ZM215 159V158H214ZM236 159V158H235ZM79 160V159H78ZM101 160H102V158H101ZM101 160H99V161H101ZM114 160V159H113ZM209 160H211V158L209 159ZM216 160H218V159H216ZM220 160V159H219ZM48 161V160H47ZM59 161H61V160H59ZM91 161V160H90ZM93 161V160H92ZM119 161V160H118ZM117 161V162H118ZM129 161V160H128ZM138 161V160H137ZM161 161V160H160ZM202 161V160H201ZM235 161V160H234ZM31 162V161H30ZM62 162V161H61ZM94 162V161H93ZM98 162V161H97ZM101 162H103V161H101ZM104 162L106 163V161L104 160ZM107 162H109V160L107 161ZM121 162H123V161H121ZM125 162V161H124ZM162 162H163V160H162ZM206 162H208V161H206ZM211 162V161H210ZM215 162V161H214ZM214 162H212V163H214ZM222 162V161H221ZM89 163V162H88ZM111 164H108L109 166L110 165H112V163L113 162H110ZM130 163V162H129ZM168 163V164H169ZM202 163V162H201ZM215 163H217V161L215 162ZM214 163V164H215ZM47 164V163H46ZM70 164V163H69ZM81 164V163H80ZM83 164V163H82ZM85 164V163H84ZM116 163H114V165H112V167L113 168H111V169H114L115 168V166H118V165H115ZM158 164V163H157ZM165 163L163 162V165H164ZM167 164V165H168ZM170 164V165H171ZM204 164V163H203ZM221 164V163H220ZM219 164V165H220ZM226 164V163H225ZM56 165V164H55ZM95 165V164H94ZM103 165V164H102ZM121 165V163L119 164V166ZM123 165V164H122ZM218 165V164H217ZM62 166H63V164H62ZM80 166H82L83 167V165H80ZM109 166H107V168L109 167ZM118 166V167H119ZM160 166V165H159ZM200 166V165H199ZM221 166V165H220ZM53 167V166H52ZM81 167V168H82ZM89 167V166H88ZM91 167V166H90ZM102 167H106V166H102ZM122 167V166H121ZM130 167V166H129ZM165 168L167 167V166H164ZM208 167V166H207ZM213 167H216L215 165L213 166ZM233 167V166H232ZM45 168H46V170L47 169H50L51 167H49L48 168V166H45ZM54 168H56V167H54ZM58 168V167H57ZM78 168V167H77ZM80 168V167H79ZM78 168V169H79ZM235 168V167H234ZM42 169H43V167H42ZM83 169V168H82ZM89 169V168H88ZM139 169V168H138ZM137 169V170H138ZM141 169V168H140ZM143 169V168H142ZM33 170V169H32ZM44 170V169H43ZM54 170V172H55V175L52 173V175H54L55 177H56V179L59 177V180H61V182H62V176H61V174L59 175L58 173H57V171H55V169H53ZM70 170V169H69ZM85 170V169H84ZM91 170V169H90ZM107 170V169H106ZM118 170V169H117ZM121 170V169H120ZM126 170H128V168L126 169ZM168 170H170V169H168ZM206 170V169H205ZM221 170V169H220ZM232 170V169H231ZM27 171V170H26ZM71 171V170H70ZM80 171V170H79ZM86 171V170H85ZM88 171V170H87ZM108 171V170H107ZM113 171V170H112ZM116 171V170H115ZM119 171V170H118ZM141 171V170H140ZM218 171V170H217ZM234 171V170H233ZM43 172H45V170L43 171ZM62 172V171H61ZM63 172H64V169H63ZM78 172V171H77ZM76 172V173H77ZM81 172V171H80ZM82 172H83V170H82ZM95 172H97L98 173V170L97 171H95ZM102 172V171H101ZM122 172V171H121ZM68 173V172H67ZM72 173V172H71ZM76 173H75V175H76ZM85 173V172H84ZM87 173V172H86ZM94 173V172H93ZM125 173V172H124ZM151 173V172H150ZM171 173V172H170ZM219 173H220V171H219ZM47 174H48V170H47ZM88 174H89V172H88ZM91 174V173H90ZM100 174V173H99ZM118 174V173H117ZM119 174H120V172H119ZM127 174V173H126ZM231 174V173H230ZM50 175V174H49ZM68 175V174H67ZM66 175V176H67ZM73 175V174H72ZM71 175V176H72ZM114 175V174H113ZM156 175V174H155ZM171 175V174H170ZM203 175V174H202ZM77 176V175H76ZM87 177V179H89L88 178V175H86ZM145 176V175H144ZM153 176V175H152ZM190 176V175H189ZM36 177V176H35ZM44 177V176H43ZM52 176H50V178H51ZM54 177V178H55ZM63 177H65V175H63ZM83 177V176H82ZM96 177V176H95ZM94 177V178H95ZM107 177V176H106ZM115 177L117 178V176L115 175ZM146 177V176H145ZM75 178V177H74ZM77 178V177H76ZM93 178V179H94ZM108 178H111V177H108ZM114 178V177H113ZM125 178V177H124ZM124 178H123V180H124ZM53 179V178H52ZM55 179V180H56ZM73 179V178H72ZM77 179H79V178H77ZM84 179H85V177H84ZM83 179V180H84ZM51 180V179H50ZM76 180V179H75ZM80 180V179H79ZM100 180V179H99ZM108 180H110V179H108ZM115 180V179H114ZM117 180V179H116ZM120 180V179H119ZM188 180V179H187ZM224 180V179H223ZM237 180V179H236ZM82 181V180H81ZM122 181V180H121ZM206 181V180H205ZM234 181V180H233ZM59 182V181H58ZM60 182V183H61ZM63 182H64V180H63ZM63 182H62V185H63ZM69 182V181H68ZM71 182H72V180H71ZM109 182V181H108ZM159 182V181H158ZM157 182V183H158ZM46 183V182H45ZM75 183V182H74ZM93 182H91V184H92ZM97 183V182H96ZM115 183V182H114ZM122 183V182H121ZM125 183V182H124ZM179 183V184H178ZM188 183V182H187ZM251 183H254V182H251ZM48 184V183H47ZM65 184V183H64ZM99 184V183H98ZM108 184V183H107ZM160 184V183H159ZM170 184V183H169ZM210 184V183H209ZM247 184H250V183H247ZM256 184H260V183H255V186H256ZM44 185V184H43ZM51 185H52V183H51ZM56 185H57V183H56ZM60 185V184H59ZM68 185V184H67ZM73 185V184H72ZM82 185L83 184H81V187H82ZM117 185V184H116ZM179 185V186H178ZM193 185V184H192ZM207 185V184H206ZM252 185V184H251ZM262 185V184H261ZM96 186V185H95ZM188 186V185H187ZM203 186V185H202ZM249 186V185H248ZM253 186H254V184H253ZM253 186H251V188L253 187ZM260 186V185H259ZM41 187V186H40ZM48 187V186H47ZM64 187H65V185H64ZM72 187V186H71ZM209 187H210V185H209ZM209 187H201V189H199L197 192L199 193L197 196V203H199L200 205H199V208H197V207H195V208H193L191 211H186L185 209H184V207H186L187 205L186 204H184V203H182L183 205H182V207H181V209L182 210H178L180 207L178 206H176L178 209H175L176 211L178 210V212L180 211V212H182L183 210L184 211H186L187 213L188 212H190V214L194 217V215H197V217L199 216V219H198V221H199V223H200V225L202 226V229H198L195 225H191V228H190V224L187 222V221H185L186 222V227L188 226V228H184V230L187 232V234L189 233V232H191L190 234H188V235H190V241L192 242V244L193 243H195V245L197 246V248H198V250L200 251V253H206V252H204V247H205V244H204V241L206 242V243H208V242H212V245L213 246H211L212 248H211V253H208L207 255H205V257H204V262H203V264H215V254H217L216 253V233H217V222L219 221V220H221V219H219V217H220V201H219V197H218V195L216 194V190L215 191H212L213 189H211V191L209 192ZM61 188V187H60ZM66 188V187H65ZM80 188V187H79ZM83 188V187H82ZM96 188V187H95ZM172 188V187H171ZM182 188V189H181ZM209 188V189H208ZM45 189V188H44ZM43 189V190H44ZM99 189V188H98ZM173 189V188H172ZM187 189V188H186ZM190 189V188H189ZM195 189V188H194ZM198 189V188H197ZM258 189V188H257ZM51 190H52V188H51ZM69 190V189H68ZM77 190V189H76ZM85 190V189H84ZM142 190V189H141ZM176 190V191H177ZM58 191V190H57ZM105 191V190H104ZM111 191V190H110ZM131 191H132V189H131ZM171 191H174V190H171ZM170 191V192H171ZM227 191V190H226ZM259 191V190H258ZM44 192V191H43ZM75 192V191H74ZM78 192H80V191H78ZM185 192V193H184ZM187 192V193H186ZM233 192V191H232ZM234 192H235V190H234ZM64 193H66V192H64ZM63 193V194H64ZM71 193V192H70ZM98 193V192H97ZM102 193V192H101ZM192 193V194H191ZM67 194V193H66ZM89 194V193H88ZM111 194V193H110ZM47 195V194H46ZM68 195H69V193H68ZM84 195V194H83ZM86 195V194H85ZM84 195V196H85ZM173 195V194H172ZM252 195V194H251ZM56 196V195H55ZM57 196H58V194H57ZM254 196V195H253ZM66 197V196H65ZM70 197H72L71 195H70ZM73 197H75V196H73ZM87 197V196H86ZM90 197H92V196H90ZM96 197H98V196H96ZM49 198V197H48ZM61 198H63V195H62V197ZM112 198V197H111ZM121 198V197H120ZM130 198V197H129ZM135 198V197H134ZM133 198V199H134ZM188 198V197H187ZM260 198V197H259ZM258 198V199H259ZM261 198H262V196H261ZM260 198V199H261ZM64 199V198H63ZM74 199V198H73ZM99 199V198H98ZM109 198H107V200H108ZM191 199V198H190ZM76 200V199H75ZM92 200V199H91ZM102 200V199H101ZM117 200V199H116ZM121 200V199H120ZM124 200V199H123ZM168 200H171V199H168ZM172 200V201H173ZM192 200V201H193ZM246 200V199H245ZM253 200H254V198H253ZM262 200V199H261ZM261 200H260V202H261ZM263 200H264V196H263ZM68 201V200H67ZM78 201V200H77ZM79 201H80V199H79ZM127 202H129L128 200H126ZM132 201V200H131ZM126 202V203H127ZM135 201H133V203H134ZM137 202V201H136ZM135 202V203H136ZM165 202V201H164ZM169 202V201H168ZM173 202V203H174ZM188 202H191L190 200L188 201ZM188 202H186L187 204H188ZM195 202V201H194ZM61 203V202H60ZM73 203H74V201H73ZM75 203H76V201H75ZM80 203V202H79ZM83 203H85V202H83ZM92 203V202H91ZM115 203H117V202H115ZM124 203H125V201H124ZM139 203V202H138ZM142 203V202H141ZM140 203V204H141ZM170 203H171V201H170ZM173 203H171V204H173ZM222 203V202H221ZM234 203V202H233ZM241 203V202H240ZM252 203V202H251ZM256 203V202H255ZM258 203V202H257ZM256 203V204H257ZM263 203V202H262ZM260 204L261 206L263 205V204ZM55 204V203H54ZM68 204V203H67ZM90 204V203H89ZM119 204V203H118ZM117 204V205H118ZM137 204V203H136ZM167 204V203H166ZM178 204V203H177ZM10 205V204H9ZM50 205V204H49ZM49 205H48V209L49 208H51L52 206L50 205V207H49ZM60 205V204H59ZM63 205V204H62ZM70 205V204H69ZM125 205V204H124ZM131 206H132V203L130 204ZM142 205H144L145 206V204H142ZM147 205H149V204H147ZM170 205V204H169ZM186 205V206H185ZM189 205V208H190V204H188ZM195 205V204H194ZM235 207H237V204H236V202H235ZM78 206V205H77ZM84 206V205H83ZM91 206V205H90ZM102 206V205H101ZM105 206V205H104ZM103 206V207H104ZM108 206V205H107ZM111 206V205H110ZM120 206V205H119ZM126 206V205H125ZM133 206L135 207V205L133 204ZM132 206V207H133ZM137 206V205H136ZM140 206V208L142 207L141 205H139ZM153 206H155V205H153ZM181 206V205H180ZM184 206V207H183ZM192 206H193V204H192ZM192 206H191V208H192ZM245 206V205H244ZM252 206L253 205H251V208H252ZM257 207H258V205H256ZM66 207V206H65ZM75 207V204H74V206H72L71 208L73 209ZM85 207V206H84ZM106 207V206H105ZM123 207V206H122ZM127 207H128V203H127ZM134 207H133V209H134ZM233 207H234V205H233ZM233 207H232V210H234L233 209ZM239 207V206H238ZM69 208V207H68ZM70 208V209H71ZM76 208V207H75ZM82 208V207H81ZM87 208V207H86ZM102 208V207H101ZM116 208H118V207H116ZM120 208V207H119ZM139 208V209H140ZM142 208H144V207H142ZM145 208H147V206L145 207ZM149 208H150V206H149ZM149 208H147V209H149ZM153 208V207H152ZM262 208V207H261ZM63 209V208H62ZM79 209V208H78ZM77 208H76V210H78ZM88 209H90V208H88ZM97 210V212L99 213V215H96L97 217H93L92 219L90 218L91 217V214H90V219L87 217H85L86 219H84L83 221H85V223H92L91 225L92 226H90L91 228L93 227V232L94 231H96V232H94L93 234L95 235V236H97L98 238V240L100 241V240H104L105 241V243L106 244H110L111 246L112 245H114V244H117V243H114L116 240H117V242H118V244H117V246L118 245H123L124 243H122V233H120V232H122V231H120L119 233L121 234H118V232H116L117 230V228H114L115 226L117 227L118 225H120V226H122V225H124L125 227H127L128 229H129V227L128 226H130V228H131V226L133 225V224H135V225H138L137 223H135L136 221L135 220H137V219H135V220H133L134 222H127V223H123V224H117V225H115V224H113L112 223V218H111V210H109V209H106V211H101L100 210V208L98 209V208H96ZM103 209V208H102ZM105 209V208H104ZM112 209V208H111ZM113 209H115V208H113ZM122 209L123 208H121V211H119V212H121V214H125V213H123L124 211H122ZM130 209H131V207H130ZM137 209V208H136ZM154 209V211H155V208H153ZM187 209V208H186ZM238 210L240 209V208H237ZM247 209V208H246ZM50 210H52V209H50ZM116 210V209H115ZM132 210V209H131ZM141 210V209H140ZM223 210V209H222ZM250 210V209H249ZM73 211V210H72ZM79 211H81V215H85V214H87V212L86 213H84L83 212V210L82 209H80ZM78 211V212H79ZM89 211V210H88ZM125 211H126V209H125ZM143 211V210H142ZM144 211H146L147 212V210H144ZM150 211H152V209L150 210ZM237 211V210H236ZM240 211V210H239ZM244 211H245V209H244ZM254 211V210H253ZM60 212H63V211H60ZM66 212V211H65ZM68 212V211H67ZM66 212V213H67ZM82 212L84 213V214H82ZM116 212V211H115ZM135 212V211H134ZM133 212V213H134ZM241 212H242V210H241ZM74 213V212H73ZM89 213V212H88ZM92 213V212H91ZM94 213H95V211H94ZM118 213V212H117ZM127 213V212H126ZM150 214H154L153 212L151 213V212H149ZM236 213V212H235ZM234 213V214H235ZM237 213H238V211H237ZM236 213V214H237ZM67 214H69V212L67 213ZM96 214V213H95ZM112 214H113V212H112ZM128 214L130 215V216H132L131 214V212L130 211H128ZM128 214H126V217L128 216ZM135 214V213H134ZM137 214H138V212H137ZM137 214H135L134 216V218H137L136 217V215ZM147 214V213H146ZM182 214V213H181ZM235 214V215H236ZM244 214V213H243ZM61 215V214H60ZM74 215H76L77 216V214H74ZM101 215V216H100ZM114 215V214H113ZM116 215H119V213L118 214H116ZM115 215V216H116ZM139 215H140V212H139ZM138 215V217H140ZM145 215V212H144V214H143V216ZM172 215V214H171ZM240 215H241V213L239 214V216L238 217H240ZM248 215V214H247ZM68 216V215H67ZM71 216H72V214H71ZM87 216H89V215H87ZM149 216H151V215H149ZM156 216V215H155ZM154 216V217H155ZM234 216V215H233ZM237 216H235V218H238ZM73 217V216H72ZM71 217V218H72ZM104 219H103V218ZM125 217V216H124ZM133 217V216H132ZM148 216H144V217H142V218H144V219H146ZM192 217V218H193ZM222 217V216H221ZM245 217H247V216H244L243 217V220H244V218ZM78 218V217H77ZM82 218H84V217H82ZM109 218V219H108ZM141 218V217H140ZM152 218H153V216H152ZM177 218V217H176ZM178 218H179V216H178ZM228 218V217H227ZM74 219V218H73ZM89 219V220H88ZM125 219H127V218H125ZM150 219V218H149ZM148 219V220H149ZM181 218H179V220H180ZM195 219V218H194ZM208 220L210 223H211V228H209L208 227V229H204V223H203V221L202 220ZM239 219V218H238ZM241 219V218H240ZM247 219V218H246ZM72 220V219H71ZM109 220V221H108ZM118 220V219H117ZM122 220V219H121ZM129 220V219H128ZM130 220H131V218H130ZM129 220V221H130ZM152 220H154V219H152ZM152 220L150 221L149 220V223L151 222V223H154L156 220L158 221V218L155 220V221H153L152 222ZM178 220V219H177ZM227 220V219H226ZM89 221V222H88ZM147 221V219L145 220V222ZM195 221H197V220H195ZM232 221V220H231ZM62 222V221H61ZM75 222V221H74ZM81 223L82 224V222L81 221H78L77 223ZM138 222V221H137ZM140 222V221H139ZM238 222V221H237ZM253 222V221H252ZM69 223V222H68ZM70 223H72V222H70ZM70 223L68 224V225H70ZM76 223V224H77ZM79 223V224H80ZM115 223V222H114ZM142 223H143V221H142ZM150 223V224H151ZM177 223V222H176ZM244 223H245V221H244ZM250 223V222H249ZM249 223L247 224L246 223V225H249ZM59 224V223H58ZM78 224V225H79ZM145 225H147V226H149V224L147 223H144ZM143 224V225H144ZM157 224V223H156ZM159 224H161L160 222H159ZM251 224V223H250ZM56 225V224H55ZM60 225V224H59ZM83 225V224H82ZM90 225V224H89ZM88 225V226H89ZM113 225H115L114 227H113ZM135 225H133L132 227H134ZM143 225H141V226H143ZM151 225H153V224H151ZM154 225H155V223H154ZM153 225V226H154ZM222 225V224H221ZM256 225V224H255ZM76 226V225H75ZM156 226H158V225H156ZM160 226V225H159ZM158 226V227H159ZM166 226V225H165ZM72 227V226H71ZM81 227H83V226H81ZM119 227V226H118ZM144 227H146V226H144ZM248 227V226H247ZM246 227V228H247ZM250 227V226H249ZM85 228H86V226H85ZM88 228V227H87ZM122 229H124V227L122 226L121 227ZM120 227H119V229H121ZM136 228H137V226H136ZM135 228V229H136ZM152 228H154V227H152ZM157 227H155V229H156ZM160 228V227H159ZM182 228V227H181ZM207 228V227H206ZM121 229V230H122ZM126 229V228H125ZM124 229V232H123V234L125 233V230ZM151 229V228H150ZM250 229V228H249ZM254 229V228H253ZM261 229V228H260ZM80 230V229H79ZM137 230V232H138V229H136ZM145 230H146V228H145ZM159 230V229H158ZM191 230V231H190ZM244 230V229H243ZM133 231V230H132ZM132 231H130V232H132ZM135 231V230H134ZM148 231V230H147ZM232 231V230H231ZM129 232V231H128ZM130 232L128 233L129 235H130ZM136 231H135V236L137 235L136 233H137ZM144 232V231H143ZM91 233V232H90ZM231 233V232H230ZM230 233H228L229 235H230ZM126 234V233H125ZM220 234V233H219ZM227 234V235H228ZM260 234V233H259ZM127 235V234H126ZM128 235V236H129ZM161 235V234H160ZM163 235V234H162ZM228 235V236H229ZM93 236V235H92ZM120 236H121V238H120ZM124 236V235H123ZM132 236V235H131ZM167 236V235H166ZM222 236V235H221ZM79 238V237H78ZM128 238V237H127ZM161 238V237H160ZM262 238V237H261ZM82 239V238H81ZM92 239V238H91ZM96 239V241L97 242H95V243H97V244H99L98 243V240ZM133 239H135V237H133ZM132 238H131V241L133 240ZM137 239H138V237H137ZM249 239V238H248ZM84 240V239H83ZM89 240V239H88ZM94 240V239H93ZM126 240V239H125ZM129 240V239H128ZM143 240V239H142ZM85 241V240H84ZM130 241V242H131ZM80 242H81V240H80ZM133 242H134V240H133ZM142 242V241H141ZM144 242V241H143ZM82 243H84L83 241H82ZM88 243V242H87ZM120 243V244H119ZM140 243V242H139ZM145 243V242H144ZM228 243V242H227ZM84 244H86V242L84 243ZM97 244H90V246L92 245V251H93V256H94V263L93 264H100L101 263V259L102 258H105V256L108 258H105V261H106V259L109 261V263L110 264H112V261H110L111 259L109 258V256L106 254V253H104L103 251H102V249L100 248V247H102L104 244H100V246L99 245H97ZM219 244V243H218ZM224 244V243H223ZM89 245V244H88ZM140 245V244H139ZM146 245V244H145ZM163 245V244H162ZM124 246H126V245H124ZM123 246V247H124ZM195 246V247H196ZM257 246V245H256ZM107 247V246H106ZM114 247H115V245H114ZM134 247V246H133ZM147 247V246H146ZM149 247V246H148ZM154 247V246H153ZM104 248H105V245H104ZM111 248H113V247H111ZM117 248V247H116ZM135 248H137V247H135ZM145 248V247H144ZM155 248V247H154ZM162 248V247H161ZM84 249V248H83ZM125 249V248H124ZM130 249H131V247L128 249H126L127 250V256H124L125 258H127V260H125V259H123V257H122V255L124 254L123 253V248H122V246L121 247H119L117 250H118V258H117V260L118 259H121V257H122V260L123 261H121V263L122 262H126L127 264H138V263H136V261L135 260H137V259H135L134 257H135V255H132V256H128L129 255V251H130ZM146 249V248H145ZM152 249V248H151ZM220 249V248H219ZM90 250V251H91ZM109 250V249H108ZM129 250V251H128ZM132 250V249H131ZM141 250H142V248H141ZM163 250V249H162ZM91 251V252H92ZM107 252V251H106ZM147 252V251H146ZM160 252V251H159ZM222 252V251H221ZM225 252V251H224ZM108 253V252H107ZM134 253V251L132 252V254ZM141 253V252H140ZM149 253V252H148ZM155 253V252H154ZM169 252H167L166 253V255L168 254ZM92 254V253H91ZM90 254V255H91ZM150 254V253H149ZM165 254V253H164ZM219 254V253H218ZM237 254V253H236ZM239 254V253H238ZM259 254V253H258ZM115 255H117V253L115 254ZM125 255V254H124ZM161 255H163V254H161ZM160 255V256H161ZM223 255V254H222ZM92 256V255H91ZM90 256V257H91ZM136 256H138V255H136ZM220 256H221V253H220ZM219 256V257H220ZM112 257V256H111ZM153 257V256H152ZM93 258V257H92ZM113 258V257H112ZM133 258H134V260H133ZM137 258V257H136ZM144 258H146L147 259V257H145L144 256ZM149 258V257H148ZM173 258V257H172ZM236 258V257H235ZM143 259V258H142ZM113 260V264L115 263V261H114V259H112ZM125 260V261H124ZM141 260V259H140ZM177 260V259H176ZM105 261H102L103 263L105 262ZM108 261H106L107 263H108ZM119 261V260H118ZM144 261V260H143ZM147 261V260H146ZM152 261H153V258H152ZM105 262V263H106ZM139 262V261H138ZM108 263V264H109ZM117 263V262H116ZM148 263H149V261H148ZM199 263V262H198ZM201 263V262H200ZM119 264V263H118ZM140 264V263H139ZM151 264H152V262H151ZM164 264V263H163ZM197 264V263H196ZM240 264V263H239Z\"/></svg>",
    "mask_w": 264,
    "mask_h": 264
},
{
    "label": "crops",
    "instance_id": "obj_3",
    "mask_svg": "<svg viewBox=\"0 0 264 264\" xmlns=\"http://www.w3.org/2000/svg\"><path fill=\"white\" fill-rule=\"evenodd\" d=\"M1 140V137H0ZM2 142V140L0 141ZM4 144L0 143V175H8L6 178L0 177V214L1 213H34L39 215L38 224H39V230H40V250L38 252L39 257L37 258L38 261H42V264H48L49 259L51 261H56L58 264L60 261L57 259L58 256V249L51 250L50 247H59L61 245V240L58 238L57 235V228L56 223L51 222L50 217V209H48V202L45 201V203L39 206H36L35 209L28 207L26 203L27 201L23 200V197H29L27 193L32 197V189H29L26 193V165L23 163L19 166L17 162L16 156L11 152V144L9 142L3 141ZM30 168V167H29ZM33 168H30L29 170L33 173ZM37 173V171L35 170ZM13 174L15 177V183H11L10 175ZM38 174V173H37ZM10 182V185L6 188V185L3 187L4 182L8 183ZM32 187V184H30ZM13 192V193H12ZM8 197V198H7ZM16 197V200L14 199ZM15 201H11V200ZM2 200V201H1ZM9 200V201H8ZM10 204V205H9ZM29 209V211L27 210ZM22 228L23 234L20 236H17L16 239L12 242H7L8 244L23 247V246H30L29 241L27 239V231L25 227ZM29 234L32 235V229H30ZM38 240V239H37ZM51 252V253H50ZM58 252V253H57ZM41 256V257H40ZM18 259H21V255H19ZM20 262V261H19Z\"/></svg>",
    "mask_w": 264,
    "mask_h": 264
}]
</instances>
